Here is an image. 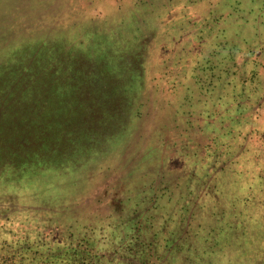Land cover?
Here are the masks:
<instances>
[{
	"label": "rangeland",
	"instance_id": "obj_1",
	"mask_svg": "<svg viewBox=\"0 0 264 264\" xmlns=\"http://www.w3.org/2000/svg\"><path fill=\"white\" fill-rule=\"evenodd\" d=\"M0 264H264V0H0Z\"/></svg>",
	"mask_w": 264,
	"mask_h": 264
},
{
	"label": "trees",
	"instance_id": "obj_2",
	"mask_svg": "<svg viewBox=\"0 0 264 264\" xmlns=\"http://www.w3.org/2000/svg\"><path fill=\"white\" fill-rule=\"evenodd\" d=\"M22 198H24V200H22V208L21 209H27L28 210V206L30 205V203L31 202H27V200H26V196H24V195H22ZM42 200V199H41ZM25 202H27L28 204H25ZM33 207H38V209H39V207H41L39 204L37 205V204H33L32 205V208ZM124 231H125V234H129L130 233V231H131V229H129V230H126L125 229V226H124ZM77 252V250H75L72 254H69V256H74V254ZM82 252L84 253L85 252V250H82Z\"/></svg>",
	"mask_w": 264,
	"mask_h": 264
},
{
	"label": "crops",
	"instance_id": "obj_3",
	"mask_svg": "<svg viewBox=\"0 0 264 264\" xmlns=\"http://www.w3.org/2000/svg\"><path fill=\"white\" fill-rule=\"evenodd\" d=\"M25 204H28L27 202Z\"/></svg>",
	"mask_w": 264,
	"mask_h": 264
}]
</instances>
